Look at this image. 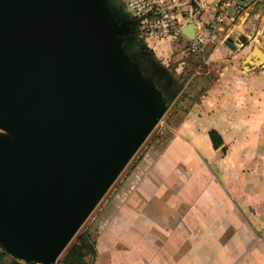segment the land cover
I'll return each mask as SVG.
<instances>
[{"label": "water", "instance_id": "1", "mask_svg": "<svg viewBox=\"0 0 264 264\" xmlns=\"http://www.w3.org/2000/svg\"><path fill=\"white\" fill-rule=\"evenodd\" d=\"M143 17L123 0H0V249L14 258L68 264L59 254L176 95L136 54ZM263 44L244 67L264 64Z\"/></svg>", "mask_w": 264, "mask_h": 264}, {"label": "crops", "instance_id": "2", "mask_svg": "<svg viewBox=\"0 0 264 264\" xmlns=\"http://www.w3.org/2000/svg\"><path fill=\"white\" fill-rule=\"evenodd\" d=\"M233 41L209 52L215 76L169 144L136 164L98 216L93 264H264V64L244 67L253 41Z\"/></svg>", "mask_w": 264, "mask_h": 264}, {"label": "rangeland", "instance_id": "3", "mask_svg": "<svg viewBox=\"0 0 264 264\" xmlns=\"http://www.w3.org/2000/svg\"><path fill=\"white\" fill-rule=\"evenodd\" d=\"M130 1L140 8L138 16L144 15L136 27L138 38L144 42L143 49L155 63L161 66L165 76L176 85L177 93L163 115L71 237L59 254L58 260L63 257L68 246L77 241L79 233L86 231L90 239L98 235L95 222L100 213L105 211L104 207L118 192L124 177L127 178L147 153L154 156L169 144L175 124L184 117L189 106L198 99V95L203 91L205 85L215 76L217 67H212L208 61L209 52L219 42H223L225 36H231L238 42H240V36L244 42H251L259 38L264 43V0ZM123 4L130 13H133L134 9L131 4L125 0H123ZM157 4H159V8H157ZM189 20L194 22L197 26V33L205 39V42L201 43L200 48L195 51L190 48L188 38L191 37L187 36L180 28V25L182 26ZM171 89L173 88L171 87ZM232 231L233 226L231 225L220 236L219 240L222 244L232 236ZM209 240L211 249L215 250L217 243L215 234L210 233ZM226 246L228 251V245ZM211 253L213 252L211 251ZM12 258L13 256L10 254L0 255V264H11ZM85 258L89 261L91 256L86 255ZM21 261L24 262V260Z\"/></svg>", "mask_w": 264, "mask_h": 264}, {"label": "trees", "instance_id": "4", "mask_svg": "<svg viewBox=\"0 0 264 264\" xmlns=\"http://www.w3.org/2000/svg\"><path fill=\"white\" fill-rule=\"evenodd\" d=\"M208 134L212 145L217 148L222 144V137L220 133L210 128ZM9 254L6 251L0 250V255ZM96 254L95 239H90L86 231L77 235V241L73 242L68 246L65 254L58 261H63L68 264H93V260ZM90 255L91 259L88 261L85 256ZM36 263L35 261L29 260L22 262L21 259L12 258L11 264H31Z\"/></svg>", "mask_w": 264, "mask_h": 264}, {"label": "built area", "instance_id": "5", "mask_svg": "<svg viewBox=\"0 0 264 264\" xmlns=\"http://www.w3.org/2000/svg\"><path fill=\"white\" fill-rule=\"evenodd\" d=\"M125 2H128L129 4L132 5V7H133V9H134L132 15L138 17V15L140 14V8H139V7H136L135 5H133V3H132L130 0H125ZM135 7H136V8H135ZM159 7H160L159 4H157V8H159ZM139 21H142V19H140ZM187 22H188V21H187ZM185 23H186V22H185ZM185 23H184V24H185ZM184 24H183V25H184ZM183 25H182V26L180 25V28H181V29H182ZM196 28H197V26L195 25V27H194V35H193V37L188 38V39L190 40V45H191L190 48H191L192 51L198 50V49L200 48L199 45H200L201 43H204V42H205L204 37L197 33V29H196Z\"/></svg>", "mask_w": 264, "mask_h": 264}, {"label": "flooded vegetation", "instance_id": "6", "mask_svg": "<svg viewBox=\"0 0 264 264\" xmlns=\"http://www.w3.org/2000/svg\"><path fill=\"white\" fill-rule=\"evenodd\" d=\"M136 54L138 55L139 58H146L147 61H148L149 59H151L150 56H149V55L145 52V50L142 49V48L136 50ZM166 79H167V77H166ZM165 81H166L165 78L162 79V80H159V82H160L161 84H164ZM167 89H168V90H172V89L170 88V86L167 87Z\"/></svg>", "mask_w": 264, "mask_h": 264}]
</instances>
